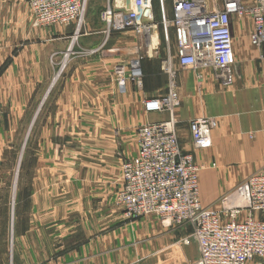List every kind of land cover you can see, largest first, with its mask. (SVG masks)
Instances as JSON below:
<instances>
[{
	"label": "rangeland",
	"instance_id": "374dc122",
	"mask_svg": "<svg viewBox=\"0 0 264 264\" xmlns=\"http://www.w3.org/2000/svg\"><path fill=\"white\" fill-rule=\"evenodd\" d=\"M151 1L165 11L158 9L141 40L129 32L94 36L103 0H87L78 31L74 25L37 26L25 0H0V264H73L91 239H96V256L106 252L112 264H157L163 257L160 248L179 247L185 238L195 244L192 230L186 236L174 230L169 240L155 245L167 235L164 228L181 227L168 226L156 216L128 218L117 200L122 165L137 156V132L147 124L143 102L167 92L170 79L163 62L174 63L169 55L174 36L165 27L169 0ZM212 1L213 11L220 0L215 6ZM243 20L247 18L234 21ZM260 53L257 64L264 72ZM137 58L142 72L152 68L151 74L145 77L144 72L141 89L128 82V91L120 94L124 91L119 90L116 70L127 73ZM173 69L181 99L167 113L169 120L173 115L178 122L183 99H191L187 85L182 91L177 83L180 74L193 80L199 107L217 112V120L209 119L231 129L230 141L237 133L232 128L247 121L246 114L264 110L261 102L244 107L235 101L207 109L203 100L221 92L257 90L255 81L245 80L250 71L244 64H232L222 78L208 74L214 80L211 92L202 87V71ZM137 91L145 92L142 101ZM181 136L186 137L183 132ZM214 141L204 150L191 145L188 152L198 168L201 205L220 210L225 202L233 204L236 186L263 167L264 158L251 145V158L238 159V153L249 149ZM142 218L159 230L145 233Z\"/></svg>",
	"mask_w": 264,
	"mask_h": 264
},
{
	"label": "built area",
	"instance_id": "2783aa9c",
	"mask_svg": "<svg viewBox=\"0 0 264 264\" xmlns=\"http://www.w3.org/2000/svg\"><path fill=\"white\" fill-rule=\"evenodd\" d=\"M34 23L41 27L83 24L87 0H25ZM218 1L213 0L216 5ZM210 0H172L170 21L165 27L174 36L172 57L181 70L210 69L216 77L227 75L233 64L232 23L247 18L252 30L249 43L260 50L264 69V0H220L209 10ZM103 35L131 32L144 39L153 26L151 0H107L99 14ZM145 42V41H144ZM173 63L163 62L170 86L165 94L143 102L147 114L171 113L179 105ZM119 90L128 82L141 89L143 72L138 58L129 71L116 70ZM176 118L152 122L137 132V156L122 165V188L117 200L128 218L156 216L168 226L189 227L198 247L201 264H245L264 260V166L234 189L235 205L225 202L214 210L199 200L198 168L179 144ZM213 119L201 117L188 124L193 149L211 144ZM190 243L188 238L182 240Z\"/></svg>",
	"mask_w": 264,
	"mask_h": 264
},
{
	"label": "crops",
	"instance_id": "0c3cea01",
	"mask_svg": "<svg viewBox=\"0 0 264 264\" xmlns=\"http://www.w3.org/2000/svg\"><path fill=\"white\" fill-rule=\"evenodd\" d=\"M107 0H103L102 8L106 5ZM166 4V12L168 13V17L171 16V10H172V0H169ZM159 12L160 10L164 12V6L161 8H158ZM156 5L152 3V13L154 14L158 11ZM101 11V10H100ZM99 11V13H100ZM99 13H98V22L100 24V29H95L93 31L94 36H99L102 39V31L103 27L99 21ZM252 30L250 21L243 20V22L234 21L232 23L231 31L233 36V65L234 64H244L247 66L249 71L245 75L246 81H255L258 84L257 90H245V91H237L236 93L233 92H221L223 94L221 95H209L208 97H205L203 100L208 103V108L216 109L215 107L221 103H230V102H238L244 104V107L249 104H255L256 106H259L260 102L264 104V72L260 71V68H258L257 60L258 55L260 53V50L257 48L252 47L249 44V34ZM127 33V32H126ZM131 33V32H129ZM121 34V33H120ZM123 34V33H122ZM141 39V38H140ZM136 47V46H134ZM172 51L169 53L170 56H174L175 54V44L173 41ZM173 66L178 68L177 64L174 62ZM259 70V72L253 71V70ZM152 68L147 69L144 68L143 70V78H144V72L145 77L148 74H151ZM206 70V71H205ZM201 77L203 79L202 87L205 86L206 90L208 92H211L212 88L214 87V80L209 79L208 74H212L214 76V73L210 69H200ZM206 74V77L204 78V75ZM177 83L182 86V91L184 90V86L187 85V92L191 94V99L187 100V97L183 99L181 107L177 111V119H178V125L176 127V132L178 139L180 141V146L184 151H192L191 148V139L190 134L188 131V124L191 120L196 119L198 117H208L213 118L215 120L216 116L218 115L215 110H204L199 107L200 101L198 97L194 96L195 89H194V82L192 79H185L184 74H180V77L177 79ZM130 84L126 85L125 91L120 92V94H124L128 91ZM178 95L180 97V88H177ZM145 91V90H144ZM144 91H137L138 93H141L142 96L140 98V101H142V98L145 97ZM137 95H141L138 94ZM257 112V113H256ZM256 113V114H255ZM219 114H221L219 112ZM247 119V121L239 124L238 126L233 127L232 129H235L234 131L237 133H234L235 140L230 141L228 140L227 131L230 128L222 127L220 125H217L211 132V144H213V141L218 144H234L235 146H243L245 148H248V151H242L244 157L241 156L240 153H238L237 158L238 159H245V158H251V145L254 146L255 149V155L260 156V159L263 160L264 158V110H258L254 113L250 112L249 114H246V117H244L243 121ZM169 117L167 116V113H158V114H147L145 117V123H152V122H161V121H168ZM187 124V130L184 131L183 126ZM217 123V122H216ZM182 125V126H181ZM231 130V129H230ZM185 133V138L182 139L181 134ZM181 136V137H180ZM250 137V138H249ZM194 153V152H193ZM195 157V154H194ZM261 167V166H260ZM199 192H200V181H199ZM202 204V203H201ZM203 205V204H202ZM140 227L143 229L145 233L147 232H154L159 230V226L154 223L150 222L148 220H144L142 218L140 220ZM174 230L181 231V233L186 235L191 234V229L189 227H181V228H171L166 229L164 228L162 230L163 238L156 240L155 245H159L164 243L163 241L169 240L172 235L174 234ZM161 235V234H160ZM166 238V239H164ZM164 239V240H163ZM95 241L96 239H91L90 242L87 243V247L80 248L79 256L77 261H74L73 264H112L111 256H107L106 252L103 256H96L95 253ZM182 246V247H181ZM179 247L174 246H165L160 248L161 255L163 256L162 259H160L157 264H201L198 256L199 251L196 244H187V245H181ZM90 248H92L90 250Z\"/></svg>",
	"mask_w": 264,
	"mask_h": 264
},
{
	"label": "bare ground",
	"instance_id": "6f19581e",
	"mask_svg": "<svg viewBox=\"0 0 264 264\" xmlns=\"http://www.w3.org/2000/svg\"><path fill=\"white\" fill-rule=\"evenodd\" d=\"M146 35H148V34H145L144 36H146ZM240 203H241V201H240L239 198L236 199V200L233 202V204H235V205H239Z\"/></svg>",
	"mask_w": 264,
	"mask_h": 264
}]
</instances>
